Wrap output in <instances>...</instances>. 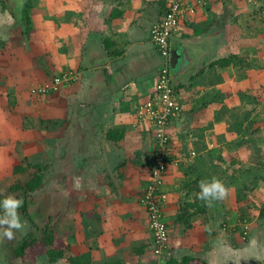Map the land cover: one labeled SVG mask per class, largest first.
Segmentation results:
<instances>
[{
    "label": "crops",
    "instance_id": "crops-1",
    "mask_svg": "<svg viewBox=\"0 0 264 264\" xmlns=\"http://www.w3.org/2000/svg\"><path fill=\"white\" fill-rule=\"evenodd\" d=\"M31 1L30 33L20 15L25 3L0 2V137L9 142L0 146V185L21 164L15 147L53 169L56 200L48 219L65 239V258L264 263V218L254 212L264 205L256 193L262 196L264 182L248 162L264 160V125L251 126L264 123L255 111V95L264 91V40H240L264 29L252 24L244 0H182L194 11L171 39L181 56L171 74L183 109L169 126L162 188L171 243L160 256L142 202L155 128L137 109L153 95L165 61L151 30L170 0ZM232 55L229 65L218 63ZM62 72H74V79L57 92L35 91ZM238 109L254 119L248 127L237 125ZM227 112L235 121L226 120Z\"/></svg>",
    "mask_w": 264,
    "mask_h": 264
},
{
    "label": "built area",
    "instance_id": "built-area-1",
    "mask_svg": "<svg viewBox=\"0 0 264 264\" xmlns=\"http://www.w3.org/2000/svg\"><path fill=\"white\" fill-rule=\"evenodd\" d=\"M189 11H194V8L184 5L182 0H170L165 14L152 28L153 42L165 61L159 70L153 95L137 109L138 117L151 121L155 128L156 144L152 159L151 179L142 196V202L149 215L153 233V251L159 256L168 251L171 243L170 227L164 218V205L168 195L162 188L171 149L169 126L179 119L183 109L172 82L171 39L180 33L182 19ZM74 76V72H62L56 75L50 84L38 86L35 91L39 93L57 92L61 85L72 81Z\"/></svg>",
    "mask_w": 264,
    "mask_h": 264
},
{
    "label": "rangeland",
    "instance_id": "rangeland-1",
    "mask_svg": "<svg viewBox=\"0 0 264 264\" xmlns=\"http://www.w3.org/2000/svg\"><path fill=\"white\" fill-rule=\"evenodd\" d=\"M22 1H23L22 4L26 2V0H22ZM244 3H245L244 6L247 7L245 11L248 14H251L250 20L253 19L252 24L261 23L260 26L263 27L264 29V0H244ZM255 27L256 25H254V28ZM247 39H252L253 42L258 41V40L259 42H263L264 30L258 31L257 34H252L251 36L249 35L248 37H245V36L241 37L240 40L246 41ZM239 44L240 42L237 43V46H239ZM263 54H262V60H263ZM257 70L263 73V68L259 69V67L257 66V68H255V73H254L255 76H257V78L261 79L262 76L258 75L260 73H257ZM255 96H258V102H259L257 104L259 107L255 111L260 110L259 111L260 116L264 117V113H261L264 110V109L263 110L261 109L264 107V91L260 95H255ZM236 112H237V116L240 115L239 109L237 111L235 110V113ZM232 115L234 114L229 113V112L226 113V117H228V119L226 120L228 122H229V119L235 121L233 117H236V116L235 115L232 116ZM220 116H222V118H226L221 113H220ZM240 116H241L240 118L239 117L237 118V125H239L241 122H244L243 126L248 127V123L250 124L254 120L252 117L247 118V117H244L243 115H240ZM256 116H258V113H256ZM263 125L264 123L258 125V123L256 122H253L251 124L252 129H255L256 131H257V128H259L258 126L262 127ZM224 129L228 131V127H223V130ZM252 129L249 131H252ZM241 131H243V129L240 126H238V132H241ZM233 150H235V148ZM50 152L52 153V151ZM13 154L18 157L19 163L23 164L24 167L29 168L28 169L29 172L24 175L15 174V171L13 175H10L9 173H5L3 176L4 177L3 182L0 185V193L8 192V188L11 185H13L18 179H22V180L28 179L30 177V174H32V172L36 170V168L33 167V165L40 163L39 160H37V158H34V157L29 158L25 156L23 153V150L20 151V147L13 148ZM25 158L27 159L26 161H25ZM248 162H251L249 164L256 165V167H254L256 171L259 168V177H262V180L264 182V167H263L264 160L261 157V155L260 156L258 155V157L250 158ZM40 165H44V164H40ZM47 171L45 175V185H44V187L47 190H45V192L43 191L37 192L35 195H33L31 199H29L30 200L29 201V213L32 215L31 219L27 218L21 209L24 199H19V200L14 201L12 205H8V204L5 205L4 212H3L4 214L0 216V264H69V260H68L69 257L59 260L55 263H50L48 256L46 254H38L35 260L33 261L32 260H22L21 258H15L13 256L14 248L22 244L24 240H26L28 237L30 238L31 235L33 234V231L35 229L34 222L44 225L46 224L48 220V214H49V217L54 216L53 215L54 211H51L55 207V200H56V197L53 191L54 185H55L54 184V171L53 169L52 170L50 169ZM261 185H262L261 191L263 190L262 191L263 193L262 196H263L264 195V183ZM256 193L258 195V198H264V196L262 197L259 195V191ZM258 198H255L253 202L256 203V201H258ZM263 208H264V205H262V202H261L259 207L254 208V212L256 214H259V213L261 214V209ZM244 227H245V230H248L247 226H244ZM63 241L64 243H66L65 239H63ZM162 258H163L162 260L168 259V257L165 255L162 256ZM261 264H264V263L262 262Z\"/></svg>",
    "mask_w": 264,
    "mask_h": 264
},
{
    "label": "trees",
    "instance_id": "trees-1",
    "mask_svg": "<svg viewBox=\"0 0 264 264\" xmlns=\"http://www.w3.org/2000/svg\"><path fill=\"white\" fill-rule=\"evenodd\" d=\"M0 2H4V0H0ZM32 5L33 3L31 0L25 3L20 14L23 16L25 26L27 27V33H30L33 30L31 18ZM157 22L153 24L152 28ZM236 57V55H232L228 58H221L220 60H218V63L223 66L229 65L234 59H236ZM8 143L9 142L7 140L0 137V146L7 145ZM26 160L27 159L25 158V161ZM33 167H35L36 170L32 172V174H30V177L28 179H18L13 185L8 188V192L0 193V216L4 214V207L7 203L14 202L19 199H24L21 209L24 212V215L27 218L31 219L32 215L29 213V199H31L37 192H45V190H47L44 187L47 166L36 164L33 165ZM28 169L29 168L24 167L23 164H20L15 167V174H27L29 172ZM199 211L200 213H206V208L199 207ZM261 216L262 218H264V210L262 211ZM164 218L167 221L166 217ZM34 226L35 229L31 237H28L22 242V244L14 248L13 256L15 258H21L22 260L33 261L38 254H46L50 263H55L65 258L67 245L66 243H64L58 231L55 229L52 218L48 219L46 224L44 225L34 222ZM68 260L69 264H90V257L84 254L75 257H69ZM192 262L194 264H208L203 260H198L193 257H184L182 260L171 258L166 262H162L160 264H191ZM106 264H123V262L115 261Z\"/></svg>",
    "mask_w": 264,
    "mask_h": 264
},
{
    "label": "water",
    "instance_id": "water-1",
    "mask_svg": "<svg viewBox=\"0 0 264 264\" xmlns=\"http://www.w3.org/2000/svg\"><path fill=\"white\" fill-rule=\"evenodd\" d=\"M23 1L22 0H15V2L13 3L14 6L17 8L18 5H20ZM180 53L178 49H172V66L173 68H179V64H180Z\"/></svg>",
    "mask_w": 264,
    "mask_h": 264
}]
</instances>
